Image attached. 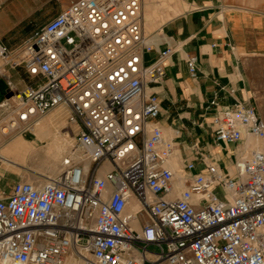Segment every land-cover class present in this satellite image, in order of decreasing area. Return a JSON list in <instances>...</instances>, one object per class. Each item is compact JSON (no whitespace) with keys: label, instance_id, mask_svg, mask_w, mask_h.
Wrapping results in <instances>:
<instances>
[{"label":"built area","instance_id":"obj_1","mask_svg":"<svg viewBox=\"0 0 264 264\" xmlns=\"http://www.w3.org/2000/svg\"><path fill=\"white\" fill-rule=\"evenodd\" d=\"M151 50L142 0H71L18 56L0 42V61L33 81L17 90L0 74L12 92L0 99V140L65 105L88 161L66 158L47 182L18 181L0 196V264H69L72 254L79 264H264V152L241 157L232 174L185 163L190 175L176 186L173 144L152 122L159 102L145 91L163 79L169 50L147 65ZM186 63L194 76L196 57ZM211 124L216 142L264 139L251 105L218 109ZM143 211L138 231L131 220Z\"/></svg>","mask_w":264,"mask_h":264},{"label":"crops","instance_id":"obj_2","mask_svg":"<svg viewBox=\"0 0 264 264\" xmlns=\"http://www.w3.org/2000/svg\"><path fill=\"white\" fill-rule=\"evenodd\" d=\"M142 14L143 19L154 15L151 30L144 21L152 50L143 53V62L148 65L169 50L163 57V79L145 86L146 93H153L159 102V114L152 122L161 128L163 139L173 144L168 167L187 177L185 163H193L191 172L196 173L213 162L232 174L234 161L247 151L249 135L244 133L238 143L216 142L211 121L218 109L252 101L250 64L264 60V0H142ZM191 55L196 57L194 76L186 63ZM68 116L69 109L60 105L36 124L53 121L61 129L67 126ZM8 146L0 145V155ZM1 156L10 158V154ZM109 168L106 164L98 175ZM6 173L0 171L2 197L19 181L12 182Z\"/></svg>","mask_w":264,"mask_h":264},{"label":"rangeland","instance_id":"obj_3","mask_svg":"<svg viewBox=\"0 0 264 264\" xmlns=\"http://www.w3.org/2000/svg\"><path fill=\"white\" fill-rule=\"evenodd\" d=\"M70 1L71 0H4L0 8V42L7 46V48L11 52L12 57L18 56V54L22 52L23 41L27 36H29L32 30L41 27L46 22L54 18L61 11V9L67 6ZM166 16L168 15L166 14ZM27 28H29L28 31H26ZM0 74H5L8 80L17 90H20L24 85H28L33 82L31 81V79L26 78L24 77V75H22L21 68L9 69V65H6L5 67L3 62L0 68ZM250 74L253 86V98L250 105L255 108L258 113V116L264 122V60L252 62L250 64ZM9 75H13V77L9 78ZM0 79L6 80L5 78L1 77V75ZM15 99L16 98L10 99L8 103H12V101H15ZM58 117H62L61 113L58 114ZM35 125L36 123L31 126H28L29 130L23 133H16L17 131H13L9 137L1 138L0 145L3 142L5 144H9V141L16 139L17 136H20L25 141L31 142L37 147L44 145L45 140L38 139L36 136V132L33 131ZM76 129L74 126H71L69 124H67V126L64 128L59 129V132L62 133L59 135L65 137L68 141L70 140L72 142V145L70 147L68 145L66 146L67 152L62 155L64 157L63 161H65L66 158H70L69 155L75 150L81 153L82 158L70 159L75 162H80L84 165L88 161L86 160V158H84L85 155L76 142ZM249 155V153L246 154L245 158H249ZM9 157L10 158L7 159L11 160L14 163L8 164L0 162V171L5 169V171L7 172L6 175L11 178L12 182H16L18 180L20 181V179H22L23 181L35 183L33 182V180L35 179L37 182H39V184H42L44 182H47L48 178H51L57 173H59V171L63 168V163L61 162H59L56 168L52 170L51 168H43L36 165V162H31L29 158H25L24 161L23 158H14L11 157V155ZM241 157L238 158L239 161ZM238 160L236 159L234 162H237ZM173 172L175 177V183L177 184L179 180L183 178V176L180 174V170ZM37 178H39L40 180L38 181ZM183 181L184 180L182 179V184L184 188ZM140 215L142 217H139L140 221L137 224L139 225V228L137 229L134 227L138 231L144 224L147 223V219L145 218V212L143 211V213ZM149 250L154 252L156 251L153 246H150Z\"/></svg>","mask_w":264,"mask_h":264},{"label":"bare ground","instance_id":"obj_4","mask_svg":"<svg viewBox=\"0 0 264 264\" xmlns=\"http://www.w3.org/2000/svg\"><path fill=\"white\" fill-rule=\"evenodd\" d=\"M153 17H154L153 14H146L144 16L145 25L148 30L149 29L151 30L154 25ZM1 66H2V61H0V68ZM51 122L53 121H50L49 125L38 123L33 128V131L36 132L37 138L41 140H45L44 145L37 147L33 145L31 142L25 141L20 136L19 137L17 136L16 139L9 141V146L7 147V150L1 152V155L3 154L7 156V154H10L11 157L23 158V160L25 158H29L31 162L33 163L36 162L35 164L40 167L51 168L52 170H54L59 162L61 163L64 162L63 161L64 157L62 155L65 152H67L66 146L68 145L70 147L72 145V142L70 140L68 141L65 137L60 136L59 134H62V133L59 132L58 125L51 123ZM246 148H247V151L246 149L244 150V153L242 156L243 158H245V155L247 154L248 150L264 152V139H258V138L252 137V135H249L247 143H246ZM1 155H0V161L2 163L3 162L8 163V164L14 163L11 160H8L7 158H3ZM69 157L72 159L82 158L81 153L75 150L71 152ZM169 159H168V162H169ZM83 166L87 168V163H85ZM176 186L183 188L182 179L179 180ZM137 208H138V205L136 204V202L132 201L130 205L127 207V214L128 215L133 214L134 211L137 210ZM135 222H136V219H132L131 225H134L133 227L138 229L139 225H137V223ZM68 261H69L68 263L70 264H78V260L74 258L73 254L69 256Z\"/></svg>","mask_w":264,"mask_h":264},{"label":"water","instance_id":"obj_5","mask_svg":"<svg viewBox=\"0 0 264 264\" xmlns=\"http://www.w3.org/2000/svg\"><path fill=\"white\" fill-rule=\"evenodd\" d=\"M12 95L11 91H8L7 85L3 79H0V99L3 97H10Z\"/></svg>","mask_w":264,"mask_h":264},{"label":"trees","instance_id":"obj_6","mask_svg":"<svg viewBox=\"0 0 264 264\" xmlns=\"http://www.w3.org/2000/svg\"><path fill=\"white\" fill-rule=\"evenodd\" d=\"M29 30V28H27V30L26 31H28ZM33 31V30H32Z\"/></svg>","mask_w":264,"mask_h":264}]
</instances>
